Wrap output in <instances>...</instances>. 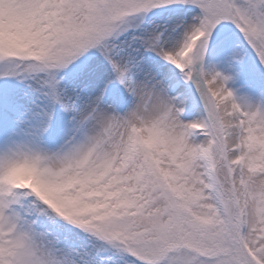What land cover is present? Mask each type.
Masks as SVG:
<instances>
[{
  "label": "snow or ice",
  "instance_id": "obj_1",
  "mask_svg": "<svg viewBox=\"0 0 264 264\" xmlns=\"http://www.w3.org/2000/svg\"><path fill=\"white\" fill-rule=\"evenodd\" d=\"M0 264H264V0H0Z\"/></svg>",
  "mask_w": 264,
  "mask_h": 264
}]
</instances>
